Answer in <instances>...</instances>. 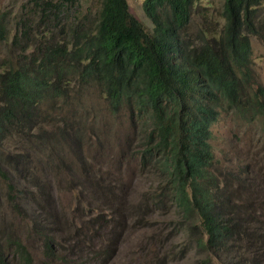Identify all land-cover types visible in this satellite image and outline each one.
<instances>
[{"label":"trees","instance_id":"trees-1","mask_svg":"<svg viewBox=\"0 0 264 264\" xmlns=\"http://www.w3.org/2000/svg\"><path fill=\"white\" fill-rule=\"evenodd\" d=\"M261 8L142 0L149 32L126 0L0 9V181L18 217L0 235V264H33L29 237L42 264H103L125 204L130 216L163 217L168 231L153 234L157 243L176 240L193 264H264V187L246 170H218L210 143L222 113L254 124L264 144V88L249 40L264 31ZM111 157L115 169L96 168ZM140 178L147 186L126 203V182ZM53 190L70 194V218L51 204ZM173 247L153 248L156 263Z\"/></svg>","mask_w":264,"mask_h":264},{"label":"rangeland","instance_id":"rangeland-1","mask_svg":"<svg viewBox=\"0 0 264 264\" xmlns=\"http://www.w3.org/2000/svg\"><path fill=\"white\" fill-rule=\"evenodd\" d=\"M14 0H0V9L8 5ZM21 0H18V2ZM142 0H126L129 12L141 23L145 31L149 32L151 29V22L143 14L141 9ZM215 6H219L221 0H212ZM262 5L260 13L264 15V0H259ZM251 46V59L253 61L251 67L257 83L264 88V31L261 36L249 37ZM259 130L254 124L245 122L244 119L234 118L232 115L220 114L217 121L211 125V139L210 143L214 151V159L217 162L218 170L234 169L240 170L253 177L255 185L260 183L264 187V180L258 176L257 168L264 169V144L255 135ZM264 133V131L262 132ZM111 156L113 152H110ZM111 157L109 161L101 162L96 168L101 172L106 170L107 163L111 162L115 169V158ZM253 163L250 167V163ZM148 184L146 178L134 179L132 185L126 182L125 189L128 190L127 202L133 204L132 200L137 196L138 190L144 188ZM56 187V186H54ZM3 186L0 181V235L3 233V228L7 222H14L18 225V217L13 214L7 207L4 201ZM75 192V190H74ZM53 200L51 204L58 210L66 212L68 216V206L70 194L68 192L52 191ZM73 206V205H72ZM131 207L125 204L122 206V219H125V226L121 229L119 234L113 237L114 242L108 252L104 255L101 262L103 264H144L147 259L150 264H157L154 257L153 248L160 254L169 246L172 250L169 252L168 259L163 258L158 264H193L196 258L192 252L180 253V247L175 244L176 240L167 238L161 243H157L156 236H153L159 230H162L164 235L167 233L166 220L156 215L151 214L149 217L140 218L139 216H130ZM55 220H50L49 226H55ZM21 224V223H20ZM55 224V225H54ZM18 230V228H17ZM109 232V229L106 228ZM63 235V234H62ZM61 244V251L66 256L65 259L71 257L73 249L71 243L64 236ZM26 245L32 257L33 264H42L40 260V253L36 241L31 240L30 237L26 240ZM145 255V259L143 256ZM59 264V261L54 262ZM68 264V263H66ZM100 264V263H91Z\"/></svg>","mask_w":264,"mask_h":264}]
</instances>
